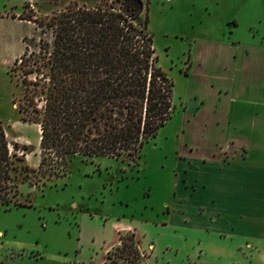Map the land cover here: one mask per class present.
Wrapping results in <instances>:
<instances>
[{
	"label": "rangeland",
	"instance_id": "obj_1",
	"mask_svg": "<svg viewBox=\"0 0 264 264\" xmlns=\"http://www.w3.org/2000/svg\"><path fill=\"white\" fill-rule=\"evenodd\" d=\"M99 1L0 0V122L10 138L32 144L26 158L33 166L41 161V128L22 119L25 85L21 70H13L24 37L40 31L25 16ZM144 1L141 19L149 16L159 64L174 81L171 118L140 155L76 154L66 174L40 185L33 184L37 176L22 182V197L30 195L32 204L0 206V264H101L126 232L135 233L144 264H178L171 248L161 253L155 238L123 219L163 221L179 184L180 155L210 153L205 149L224 133L212 122L232 100L221 89L249 95L250 86L264 88V0Z\"/></svg>",
	"mask_w": 264,
	"mask_h": 264
},
{
	"label": "trees",
	"instance_id": "obj_2",
	"mask_svg": "<svg viewBox=\"0 0 264 264\" xmlns=\"http://www.w3.org/2000/svg\"><path fill=\"white\" fill-rule=\"evenodd\" d=\"M144 6V0L70 2L53 14L25 16L40 31L24 37L13 70H21L25 85L22 119L41 128V161L31 165L32 144L10 138L0 122V206L31 205L20 184L66 174L72 155H140L171 118L174 81L159 64L149 16L141 19ZM107 256L101 264H144L134 232L123 233Z\"/></svg>",
	"mask_w": 264,
	"mask_h": 264
},
{
	"label": "crops",
	"instance_id": "obj_3",
	"mask_svg": "<svg viewBox=\"0 0 264 264\" xmlns=\"http://www.w3.org/2000/svg\"><path fill=\"white\" fill-rule=\"evenodd\" d=\"M251 87L249 95L221 89L232 100L212 122L224 133L210 153L180 155L168 216L123 219L155 238L161 253L171 248L178 264H264V99L257 97L264 88Z\"/></svg>",
	"mask_w": 264,
	"mask_h": 264
}]
</instances>
